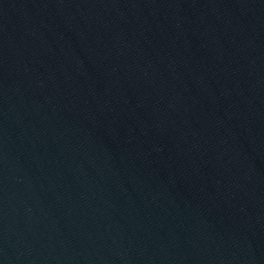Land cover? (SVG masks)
<instances>
[{
  "label": "water",
  "instance_id": "1",
  "mask_svg": "<svg viewBox=\"0 0 264 264\" xmlns=\"http://www.w3.org/2000/svg\"><path fill=\"white\" fill-rule=\"evenodd\" d=\"M0 264H264V0H0Z\"/></svg>",
  "mask_w": 264,
  "mask_h": 264
}]
</instances>
